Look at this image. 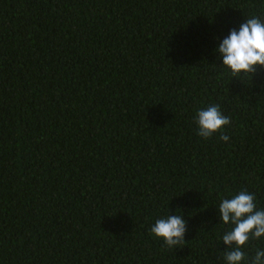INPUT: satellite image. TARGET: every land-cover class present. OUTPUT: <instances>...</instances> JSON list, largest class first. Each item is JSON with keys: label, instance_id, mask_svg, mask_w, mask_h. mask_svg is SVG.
Listing matches in <instances>:
<instances>
[{"label": "trees", "instance_id": "1", "mask_svg": "<svg viewBox=\"0 0 264 264\" xmlns=\"http://www.w3.org/2000/svg\"><path fill=\"white\" fill-rule=\"evenodd\" d=\"M254 16L264 0H0V264H226L221 200L264 209V69L233 77L216 49ZM211 105L227 142L197 135ZM174 214L175 249L150 232Z\"/></svg>", "mask_w": 264, "mask_h": 264}, {"label": "clouds", "instance_id": "2", "mask_svg": "<svg viewBox=\"0 0 264 264\" xmlns=\"http://www.w3.org/2000/svg\"><path fill=\"white\" fill-rule=\"evenodd\" d=\"M222 64L230 69L233 77L241 74H254L257 68L264 69V20L259 17L246 19L239 29H230L216 49ZM197 135L210 138L221 133L219 139L227 142L229 136L223 130L230 124L219 105H211L198 111L196 115ZM219 219L231 229L222 236L226 245V264H264V250H257L250 262L242 249L250 240L264 237V209H258L256 196L246 188L231 198H224L218 206ZM150 232L162 239L168 248H178L184 242L186 221L181 215H167L151 226Z\"/></svg>", "mask_w": 264, "mask_h": 264}]
</instances>
